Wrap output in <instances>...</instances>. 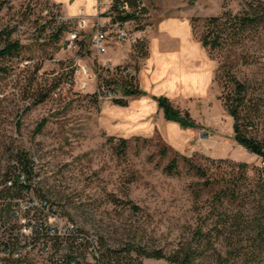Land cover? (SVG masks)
I'll return each instance as SVG.
<instances>
[{"label": "rangeland", "instance_id": "374dc122", "mask_svg": "<svg viewBox=\"0 0 264 264\" xmlns=\"http://www.w3.org/2000/svg\"><path fill=\"white\" fill-rule=\"evenodd\" d=\"M191 1L148 0L147 4L156 15L167 6L195 15L197 39L207 17L228 13L259 20L237 37H228L221 49L210 54L217 65L214 91L218 99L190 110L199 124L190 127V139L179 146L160 133L146 137L122 132L113 106L115 100H125V94L119 91L114 100L96 94L100 83L112 77L101 61L111 51L101 56L93 50L91 29L74 44L68 30L57 40L53 37L57 26L48 23L45 30L41 28L50 22L48 0H0V45L2 33L13 31L12 39L23 46L16 57L0 61V177L8 164H17L20 153H27L31 164L39 165L38 193L59 202L67 217L96 231L114 252L136 246L170 253L180 243H191L199 249L196 264H264V252L253 251V242L236 228L235 240L242 244L236 258L227 257L231 247L222 239L208 244L196 235L201 227L204 232L213 228L215 195L228 185L206 188L205 180L184 160L212 171L218 167L212 160L220 159L261 165L259 156L235 140V121L225 107L233 87L221 67L227 64L246 84L241 128L247 136L264 142V0H220L222 8L219 0L213 6L212 0H200L197 6ZM171 15L169 11L162 17ZM196 18L201 20L195 23ZM147 24L144 18L140 27ZM230 26H226L227 34L236 35ZM133 57L134 62L121 66L135 69L141 57L135 52ZM85 68L97 77L88 78ZM122 139L127 140L125 149H121ZM176 155L180 173L169 175L165 168ZM224 168L230 172V163ZM251 190L253 184L243 188V192ZM245 208L247 220L255 210L252 205ZM219 209L238 210L229 203ZM130 257L135 264H172L138 257L135 252Z\"/></svg>", "mask_w": 264, "mask_h": 264}, {"label": "built area", "instance_id": "2783aa9c", "mask_svg": "<svg viewBox=\"0 0 264 264\" xmlns=\"http://www.w3.org/2000/svg\"><path fill=\"white\" fill-rule=\"evenodd\" d=\"M48 3L50 22L43 25L65 26L70 43L91 29L98 55H106L116 44L129 45L138 56L137 44L144 41L145 26L140 23L147 18L146 0H99L95 17L84 9L76 17H67L59 5ZM131 14L138 18L125 19ZM103 67L110 69L116 83H100L96 94L100 99H117L124 93L120 80L136 76V70L128 64L117 72L109 62ZM84 73L90 79L97 77L89 75L87 68ZM38 171V164H8L0 177V264H107L103 237L67 217L59 202L38 193Z\"/></svg>", "mask_w": 264, "mask_h": 264}, {"label": "trees", "instance_id": "16d2710c", "mask_svg": "<svg viewBox=\"0 0 264 264\" xmlns=\"http://www.w3.org/2000/svg\"><path fill=\"white\" fill-rule=\"evenodd\" d=\"M195 1V0H194ZM262 1V0H258ZM135 5L134 2H131ZM144 13H147V9H144ZM138 18L136 14L128 15L125 19ZM201 19L196 18L195 23ZM257 16H231L225 13L222 16L207 17L204 20V31L199 40L213 53L216 50L221 49L228 37H237V34L243 33L252 23L258 22ZM236 31V35L226 32V26ZM48 24L42 25L43 30L46 29ZM196 26L194 25V29ZM66 30L65 26H59L53 37L57 40L61 37ZM235 34V33H234ZM13 31L2 33V44L0 45V61L3 59H12L21 52L23 46L19 41L12 39ZM83 45V44H82ZM138 56L143 58L147 56V46L144 41L137 44ZM122 66L116 67L117 72H120ZM222 75L227 77V81L233 87V92L227 96L225 100V107L229 115L234 119V132L236 142L245 148L248 152L257 155L264 159V142L251 138L245 134L241 128L242 112L247 107V86L243 84L236 76L231 72L227 64L222 65ZM1 70V67H0ZM110 72V71H109ZM217 79V75H216ZM121 82V83H120ZM120 84L123 87L125 96L140 95L141 90L137 86V77L123 78L120 80ZM115 80H107L108 85L115 84ZM36 104V103H35ZM115 104L126 106L127 101L115 100ZM160 108L164 111L167 120H173L179 122L184 127H197V123L192 119L189 112L183 111L176 107L169 98H159ZM122 147L125 149L127 140H121ZM196 174L203 178L204 186L206 188L212 187L219 183H225L228 185L226 189H222L215 195V216L217 220L214 222L213 228L208 232H204L201 227L196 232V235L208 244H212L213 240L222 239L223 242H227L231 247V250L227 252V257L236 258L241 255L242 244L241 240H235L236 232L234 228L240 231V235H247L253 242V251L259 250L260 253L264 252V168L261 166H253L247 162H231L228 160H212V164H216L218 167L215 171L205 169L194 165L191 160L184 158ZM17 164H31L29 155L25 152L19 154L16 159ZM230 163L231 171L228 172L224 165ZM165 171L169 175H177L179 171L178 156L170 162L165 168ZM229 177V178H228ZM254 185V190L250 192H243V188H247L249 185ZM229 203L234 206L237 211L219 209L220 206H225ZM246 205H252L255 213L249 216ZM244 208L245 210H243ZM251 231V234L249 233ZM247 232L249 234H247ZM105 244V242H104ZM106 245V244H105ZM235 245V246H234ZM123 251H127V257L123 256ZM123 251H111L105 250L107 258V264H135L134 260L130 257V254L135 252L138 257H144L149 259H164L172 264H196L199 256V249L194 248L191 243H180L176 249L170 253H166L164 250L150 251L143 247L131 246L129 250ZM221 257V256H220ZM141 264V263H140Z\"/></svg>", "mask_w": 264, "mask_h": 264}, {"label": "crops", "instance_id": "0c3cea01", "mask_svg": "<svg viewBox=\"0 0 264 264\" xmlns=\"http://www.w3.org/2000/svg\"><path fill=\"white\" fill-rule=\"evenodd\" d=\"M147 1L149 24L142 33L147 56L140 58L135 67L141 94L125 96L126 106L114 104L113 107L117 108L116 119L124 134L149 137L160 133L169 143L184 146L190 139V127L167 120L160 108L159 98L167 97L176 107L189 113L199 103L209 106L214 99H218L214 91L217 65L208 49L195 37V15L174 12L170 6L156 15ZM215 1H211L212 6ZM50 2L59 5L62 14L67 17L78 16L82 9L90 17L98 13L99 0ZM191 3L197 6L200 0H192ZM218 5L222 8L220 0ZM169 11L171 16L162 17L163 13ZM110 51L111 56L101 59L103 65L109 62L112 68H116L126 62H134L129 45L113 46Z\"/></svg>", "mask_w": 264, "mask_h": 264}]
</instances>
